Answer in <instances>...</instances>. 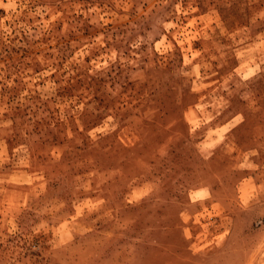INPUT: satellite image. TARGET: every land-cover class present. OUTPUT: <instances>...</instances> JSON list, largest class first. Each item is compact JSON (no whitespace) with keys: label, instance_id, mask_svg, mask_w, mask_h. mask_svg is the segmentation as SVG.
I'll use <instances>...</instances> for the list:
<instances>
[{"label":"rangeland","instance_id":"obj_1","mask_svg":"<svg viewBox=\"0 0 264 264\" xmlns=\"http://www.w3.org/2000/svg\"><path fill=\"white\" fill-rule=\"evenodd\" d=\"M0 264H264V0H0Z\"/></svg>","mask_w":264,"mask_h":264}]
</instances>
